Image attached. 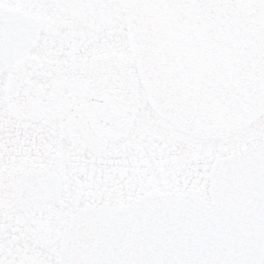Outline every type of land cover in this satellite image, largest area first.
Wrapping results in <instances>:
<instances>
[{
    "label": "snow or ice",
    "instance_id": "6c2138e0",
    "mask_svg": "<svg viewBox=\"0 0 264 264\" xmlns=\"http://www.w3.org/2000/svg\"><path fill=\"white\" fill-rule=\"evenodd\" d=\"M0 264H264V0H0Z\"/></svg>",
    "mask_w": 264,
    "mask_h": 264
}]
</instances>
